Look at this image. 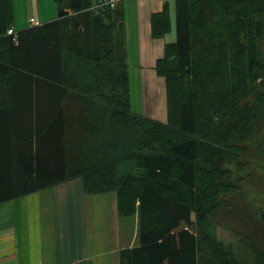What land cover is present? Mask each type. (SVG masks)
I'll use <instances>...</instances> for the list:
<instances>
[{"label":"trees","instance_id":"16d2710c","mask_svg":"<svg viewBox=\"0 0 264 264\" xmlns=\"http://www.w3.org/2000/svg\"><path fill=\"white\" fill-rule=\"evenodd\" d=\"M54 1L57 18L14 42V2L0 0V204L79 180L133 220L119 264H264V211L242 252L216 231L240 215L264 145V0H174L176 40L155 64L164 123L131 110L122 3ZM170 30L165 3L151 37Z\"/></svg>","mask_w":264,"mask_h":264},{"label":"crops","instance_id":"0c3cea01","mask_svg":"<svg viewBox=\"0 0 264 264\" xmlns=\"http://www.w3.org/2000/svg\"><path fill=\"white\" fill-rule=\"evenodd\" d=\"M165 3L172 12L174 0L122 1L129 75L134 71L144 90L142 111L138 114L163 123L165 81L157 76L155 64L163 56L165 45L173 43L176 36L153 39L150 18ZM114 195H86L81 182L75 180L0 204V264L117 263L119 250L132 247L135 237L130 238L129 229L122 228Z\"/></svg>","mask_w":264,"mask_h":264},{"label":"rangeland","instance_id":"374dc122","mask_svg":"<svg viewBox=\"0 0 264 264\" xmlns=\"http://www.w3.org/2000/svg\"><path fill=\"white\" fill-rule=\"evenodd\" d=\"M13 2H14L13 27L16 31L30 27L31 25L28 21L29 18H34L38 22L44 23L55 20L58 15L57 6L54 0H13ZM172 5L173 6L171 10L172 11L171 30L170 33L166 35L169 37L172 36V34L176 35L175 8H174V4ZM126 7L128 14H130L131 13L130 9L128 8L127 5ZM129 76H130L131 110L134 113H140V111H142V104L144 100V90L141 83L142 81L139 78V76H137V74L134 73V71H132V74H130ZM160 94L161 97L163 98L164 90L163 92L161 91ZM261 134H262L260 135L261 141L264 144V131ZM252 157H253L252 165L250 166V173L252 174V177L244 180V182L242 183V191L235 199V201L238 202V205H240L238 207L240 211V215L237 216L236 214L233 213L230 216V218L219 217L218 221L220 225L216 227L218 239L225 244L233 245V247L236 250L241 252L242 249L244 250L246 249L245 244L241 241L242 235L246 237L247 235L251 236L252 229H256L257 237L259 236V231H260L259 228L261 227L257 226L255 223L253 224V221L251 220V216L255 220H257L258 216L257 218H255L256 216L254 215L252 209H257L258 211L261 209L262 212L264 211V145H263V149L254 153ZM243 172H240L238 174H243ZM245 172H247V169ZM109 194H115V193H109ZM98 205L99 204L97 203L95 206L96 210L98 209ZM243 208L244 210L242 211ZM108 209L109 208H107V210ZM117 218L121 222L122 228L125 229H129V227L133 222V220L130 218L127 219L119 218V217ZM117 224L120 225V223L118 222ZM262 226L264 227V225ZM103 227H101L102 228L101 232L104 231ZM106 235L109 236V226L107 227ZM129 237L131 238L132 235H129ZM251 238H253V236H251ZM111 242L112 239L110 243ZM106 246L109 248L108 243L106 244ZM117 259H118L117 263H115V261H112L111 264H119V254L117 255Z\"/></svg>","mask_w":264,"mask_h":264},{"label":"built area","instance_id":"2783aa9c","mask_svg":"<svg viewBox=\"0 0 264 264\" xmlns=\"http://www.w3.org/2000/svg\"><path fill=\"white\" fill-rule=\"evenodd\" d=\"M123 0H96L93 6L90 8L91 10H97L100 8H115L117 7ZM29 23L31 26H37L39 23L34 18H29ZM7 35L12 37L14 42L18 40V31L13 28H9L7 30Z\"/></svg>","mask_w":264,"mask_h":264}]
</instances>
